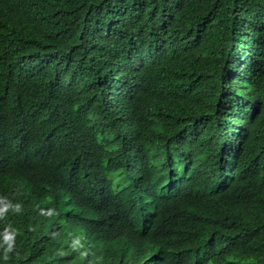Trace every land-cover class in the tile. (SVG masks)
Listing matches in <instances>:
<instances>
[{"label":"trees","instance_id":"1","mask_svg":"<svg viewBox=\"0 0 264 264\" xmlns=\"http://www.w3.org/2000/svg\"><path fill=\"white\" fill-rule=\"evenodd\" d=\"M0 264H264V0H0Z\"/></svg>","mask_w":264,"mask_h":264},{"label":"clouds","instance_id":"2","mask_svg":"<svg viewBox=\"0 0 264 264\" xmlns=\"http://www.w3.org/2000/svg\"><path fill=\"white\" fill-rule=\"evenodd\" d=\"M244 47V45H243ZM233 67L235 68L236 66H238V69L233 71V75H239L240 72L242 73V70L247 69L246 67L249 66L248 61H244V59H242L240 57V55H236L233 58ZM240 67V68H239ZM242 77H243V81L241 85H245V81L244 79L246 77H248V73H246L245 71H243L242 73ZM236 79L238 80V77H236ZM235 79V80H236ZM236 85H237V81H236ZM237 96V90H233V92H231V96H230V102H237V104L241 105L242 101H244V97L239 95V98L236 99ZM228 120V119H227ZM226 120H224L225 122ZM232 124H230L231 126L229 127V125H227V121L223 124V126L217 128L215 127L214 129V133L212 135V138L215 139L216 142H218V145L215 147L216 150V154L218 155L220 153V155L222 156V159L224 160V166L222 169H226L228 167L227 162L232 160L233 157L235 156V146L234 144L231 145L232 141H233V127H235V122L236 120L233 118L232 119ZM208 147H211V145L207 144ZM207 150V146L205 151ZM230 156V157H229ZM231 158V159H230ZM216 165H212L211 168H215ZM186 171V170H185ZM185 171H182L181 173H178V176H187L188 180H189V185L192 186L191 190H190V194L189 196V201L186 202V204L181 203V205H179V209H178V219H177V227L175 229V233L176 234H180L182 235L184 233V231L187 229L186 224L192 222V220L196 221V217H195V212L192 211L191 209V197L194 198H203L206 201V204L211 201V199L213 197H215L216 195L219 194V191L217 189L214 188L215 185L219 184L216 183L215 180L207 177L206 180H201V178L199 176H201L200 173H197L196 175L192 172V173H185ZM217 175H224V173L222 172H217ZM124 177L119 176L118 172H115L114 177L111 178V180L113 181L114 186L118 185V183H120V180L123 179ZM173 184L172 182L168 181V178L166 181H164L161 184V187H164L166 185H170ZM169 188H171V186H169ZM185 191V190H184ZM163 192H165L163 190ZM138 196V192L136 190H134V197ZM205 204V205H206ZM187 205V207H185ZM63 245H62V250L64 252V256L61 258V260L63 262H66L69 260V257L72 256V250L68 249L69 246V242L68 239L65 238V240H63Z\"/></svg>","mask_w":264,"mask_h":264}]
</instances>
